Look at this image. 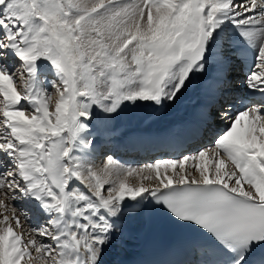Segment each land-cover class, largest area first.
Masks as SVG:
<instances>
[{
	"label": "snow or ice",
	"instance_id": "6c2138e0",
	"mask_svg": "<svg viewBox=\"0 0 264 264\" xmlns=\"http://www.w3.org/2000/svg\"><path fill=\"white\" fill-rule=\"evenodd\" d=\"M210 60L242 69L211 147L89 161L94 119L174 101ZM0 194V264H102L124 210L145 201L205 234L203 264H264V0H0ZM18 199L43 223L17 231Z\"/></svg>",
	"mask_w": 264,
	"mask_h": 264
},
{
	"label": "bare ground",
	"instance_id": "6f19581e",
	"mask_svg": "<svg viewBox=\"0 0 264 264\" xmlns=\"http://www.w3.org/2000/svg\"><path fill=\"white\" fill-rule=\"evenodd\" d=\"M9 56L12 59L15 58V55L10 54V52H9ZM212 65H214V64L210 60L209 66H208V71H209L210 66H212ZM214 66L216 69L220 68L219 66H216V65H214ZM36 67L38 69L44 68L42 65L37 64V63H36ZM47 69H48V67H47ZM38 72H40V71L37 70V73H36L38 86L48 90L49 92L53 91V90H50V89H52L51 88V82H54L57 79V70L55 68H53V69L51 68L50 70H48V72L46 71L45 73H43L42 74L43 76L41 74H38ZM46 73L48 74V76H46ZM206 73H208V72H206ZM206 73H204V74H206ZM204 74H200V75H204ZM39 76H41V77H39ZM194 76H196V74H194ZM194 76L192 77V79L194 78ZM42 77H43V79H42ZM44 78H46V79H44ZM190 92H191V94H190ZM184 96H186V98H192V96H193L192 89H190L189 87H186L182 90V92L180 94H178L177 98L174 101H171V102L165 101L162 106H156L155 105L156 111H150L151 117L148 115L149 113L147 114V112H146L147 107H145L146 110H144L145 109L144 106H146V104H145L146 102H142V103L138 102L139 106L138 105H137L138 107L135 106L138 108V109L136 108L137 110H135V112L128 110V113H127V112H125L126 110L123 112L124 108L121 109L120 111H118L121 114H119V113L114 114V115H119L118 116L119 118L117 119L119 121V123L133 124V123H136L137 120L139 122V123H137L136 126H131V125H130L131 127L127 126V130L120 129V130H118V133H117L115 127H109V128L104 129V128H99V127L95 126V128L98 131V133H96L97 132L96 129L91 128L90 132L92 134L96 133V135H95L96 138L94 139V144H93L92 150L90 151L89 156H88L89 161H93V162L95 161L96 162L97 160H94V159L100 160V157H102L103 159H105L104 161H106L107 155H106V151L104 152V148L106 147V144H108V143H112V142H116V141H118V142L122 141V142L128 144L129 146H135V145H138L140 143H143L145 135L152 133V131L150 130V127L152 126L150 124V122L157 123L161 119L168 121L171 118V116L169 114H167L168 110H165V107H169L172 110H174L176 107H184L185 106L184 104L179 103V100L181 98H184ZM54 99H55V97H54ZM54 99H53V101H54ZM161 109L162 110L164 109V110L162 111ZM151 110H154V109H151ZM122 112H123V114H122ZM158 112H161V113L158 114ZM124 113H126V114H124ZM146 117H149V119H152V120L149 122ZM112 119H113V117H112ZM112 119H111V123H114L116 120L114 119L115 120L114 121ZM101 129H103V130H101ZM92 130H94V131H92ZM111 131L115 135H113V133ZM125 131H127V132H125ZM90 137L91 136L89 135L88 138L90 139ZM96 157H99V158H96ZM147 163H150V162H147ZM142 164H144V163H142ZM142 164H140V165H142ZM140 165H138V166H140ZM0 199H4L2 194H0ZM9 203H12V202H9ZM14 203H15L17 209L20 210L17 212L18 216L21 217L22 216L21 213L23 211H26V213H29L28 214L29 216H27V220L25 218H24V221L21 219V224L23 225V229L27 230L25 222L28 224H29V222H31L33 225L34 223L32 221H34V220L32 219V216H31L33 214L31 213V210H25V208L22 207L23 203H22L21 199L14 201ZM0 211H2V209H0ZM124 211L125 212L121 215V218L117 222V227H116L114 235H113V242H111L110 245L106 246L103 257L111 256L112 252L118 253V252L124 251L125 250V248H124L125 242H128V243L135 242V240H137V235L142 230V227H141L142 226V219L140 216L139 209L138 208H135V209L134 208H126V210H124ZM132 212H134V215L130 214ZM30 219H32V220H30ZM19 230H21V229H19Z\"/></svg>",
	"mask_w": 264,
	"mask_h": 264
},
{
	"label": "rangeland",
	"instance_id": "374dc122",
	"mask_svg": "<svg viewBox=\"0 0 264 264\" xmlns=\"http://www.w3.org/2000/svg\"><path fill=\"white\" fill-rule=\"evenodd\" d=\"M9 54V53H8ZM7 54V55H8ZM10 54H13V55H15L14 53H11L10 52ZM14 63V62H13ZM37 64H40V65H42L44 68H42V69H38L37 67H36V69L37 70H39L40 72H38V74H43V73H45L46 71L48 72V70H50L51 68L53 69L54 67L48 62V61H46V60H43V59H39V60H37V62H36ZM18 63H17V61H16V59H15V64H14V69L12 70L13 72H15L16 71V69L18 68ZM47 67H48V69H47ZM43 76V75H42ZM46 76H48V74L46 73ZM194 76V75H193ZM192 76V77H193ZM39 77H41V76H39ZM192 77L190 78V80L192 79ZM42 79H43V77H42ZM44 79H46V78H44ZM52 83V82H51ZM188 85H189V87L191 88V86H190V84H189V82H188ZM49 87V86H48ZM188 87V86H187ZM50 90H53V91H51V92H53L54 93V89H50ZM190 94H191V92H190ZM188 96V95H187ZM190 96V95H189ZM54 97L55 96H53V99H54ZM54 102V101H53ZM142 103V102H141ZM146 104V106H144V108L145 107H147V110H146V108L144 109V110H146V112H147V114L151 117V115H150V111H152L151 109H156L155 108V105L153 104V105H151V106H149V104H150V102H146L145 103ZM179 104V103H178ZM139 106V103H136L135 105H133L131 102H126V106H122V108L121 109H123L124 108V110H123V112L125 111V112H127L128 113V110L130 111H133V112H135V110H137L138 108V106ZM129 106V107H128ZM135 106H137V107H135ZM134 109H133V108ZM137 108V109H136ZM120 109V110H121ZM120 110H118V111H120ZM159 111V110H158ZM163 111V110H162ZM123 112H122V114H123ZM119 114H121L120 112H118ZM118 113H116V114H118ZM159 113H161V112H158V114ZM124 114H126V113H124ZM146 114V113H145ZM110 116H111V118L110 119H108V120H105V121H99V120H93L92 121V123H91V125H90V130H91V128L93 129V128H95V126L96 127H99V128H109V127H115V129H116V132H118V130H120V129H122V130H124V129H127V126H136L137 125V123H139L138 122V120L136 121V123H133V124H122V123H119V121L117 120L119 117V115H114V114H110ZM112 117H113V119H112ZM147 119H148V121L150 122L152 119H149V117H146ZM111 119L112 120H114L115 122L114 123H111ZM146 120V119H145ZM118 121V122H117ZM104 126V127H103ZM130 126V127H131ZM96 129V128H95ZM101 130H103V129H101ZM92 131H94V130H92ZM96 131H97V129H96ZM112 132V131H111ZM96 133H98V131L96 132ZM96 133H94V134H92L91 132H90V139H95L96 137H95V135H96ZM113 133V132H112ZM113 135H115L114 133H113ZM96 158H99V157H96ZM106 158V157H105ZM94 160H97L96 162L94 161H90L94 166H97V167H99V166H102V164H103V162H105L104 160L105 159H103L102 157H100V160L99 159H94ZM126 164H129V165H131V166H138L137 164H130V163H126ZM145 164V163H144ZM123 165H125V164H123ZM125 166H128V165H125ZM136 183L137 181L136 180H132V183ZM146 184H148L149 182H145ZM126 210V209H125ZM125 212V211H124ZM123 212V213H124ZM130 214H132V215H134V212H132V213H130ZM22 230H24V229H21V230H17V231H22ZM26 230V229H25Z\"/></svg>",
	"mask_w": 264,
	"mask_h": 264
}]
</instances>
